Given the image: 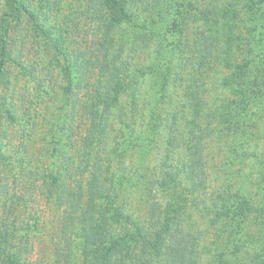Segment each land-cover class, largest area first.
Segmentation results:
<instances>
[{"label":"trees","instance_id":"1","mask_svg":"<svg viewBox=\"0 0 264 264\" xmlns=\"http://www.w3.org/2000/svg\"><path fill=\"white\" fill-rule=\"evenodd\" d=\"M234 5L231 0H91L92 25L87 33L92 38L88 47H83L69 41V26L50 21L51 14L43 4L0 0V113L7 107L1 90L12 77L9 65L31 77L47 63L56 65L59 72L56 78L50 73V84L54 89L65 79L64 85H59L65 103L74 94V86L86 90L79 96L80 106L82 115L91 121L83 139L73 142L78 154L71 157L72 170L57 165L56 160L45 179L49 197L71 214L60 228L69 239L66 250L56 242L58 264H226L223 258L227 256L235 257L236 264H264V243L247 239L250 228L264 229V151L239 152L238 144L232 148L223 141L224 127L220 128L224 110L228 116L235 111L239 122L235 126L245 133L248 120L263 112L264 83L258 66L264 63V51L255 54L246 47L242 52L245 57L232 68L240 87L232 90L234 98L224 109L218 105L220 94L201 83L199 69L205 63L221 64L220 57L227 66L233 62L229 38L223 44L213 40V44V35H202L193 51L205 58L198 68L194 56L173 61L172 55L173 43L181 40L191 18L203 20L206 26L229 24L254 9L262 10L264 0ZM23 22L29 33L20 34L21 49L12 56L10 31ZM28 52L38 60L29 61ZM162 56L168 61H161ZM44 59L48 60L45 64L41 63ZM142 70L152 76V88L138 87L144 76L137 79L133 74ZM83 75L86 84L80 81L75 85ZM213 76L222 80L218 74ZM114 106L119 111L111 123ZM129 119L141 124L140 128ZM109 124V137L105 138ZM103 137L115 141L119 157L115 167L102 157L101 149L95 150ZM61 141L62 137L52 139L55 145H62ZM159 142L165 146L162 151ZM213 144L225 151L224 156L226 147L237 157L251 156V165L259 168L247 186L241 180L244 163H237L232 156L224 158L239 166L221 179L216 176V164L208 156ZM25 146L23 143V149ZM4 154L0 145V160L9 158ZM153 156L156 158L150 164ZM224 160L221 165L226 164ZM1 173L0 169V197L6 185ZM136 192L147 202L146 214L138 215L128 205ZM190 195L204 197L192 199L191 205L210 216V227L219 221L228 225L225 232L214 234L216 240L209 245L206 231L185 225ZM10 211L11 206L4 204L0 212V264H31L24 257L33 247L31 239L22 233L21 241H15L17 231L8 223ZM34 223L37 225L38 219ZM218 241L230 243V249L218 250ZM203 255L206 261L201 262Z\"/></svg>","mask_w":264,"mask_h":264},{"label":"rangeland","instance_id":"2","mask_svg":"<svg viewBox=\"0 0 264 264\" xmlns=\"http://www.w3.org/2000/svg\"><path fill=\"white\" fill-rule=\"evenodd\" d=\"M90 1L30 0L32 6L40 5L41 3L44 8L48 9L51 14L50 21H58L61 27L69 26V41L75 42L74 45L81 44L83 47H88L92 38V34L87 33L92 25L91 14L88 11ZM231 1L236 6L240 3H247L249 0ZM194 19V17L191 18L186 31L181 32V40L173 43V47H175L172 52L173 61H179L186 55L189 57L194 56V60L192 61L195 67L198 68L199 62L203 61V59L205 60V58L198 53L195 54L193 51L197 49L198 45L196 43L202 41L200 38L202 35H213L211 39L213 44V40L216 44L219 42L223 44L227 40L226 38H229L227 42H232L229 59L233 62H230L227 66L226 61L220 57L222 60L221 64L210 62L208 65H205V63L199 69L202 73L200 74L202 78L201 83L204 81V87L208 91L220 94L222 99L218 100V105L222 109L224 107L227 108L229 107L230 100L234 98L232 90L240 87L236 83L237 79L235 78V72H232V68L241 61V58L245 57L242 55V52L246 51V47L255 50V54H257V51H264V7L262 10L254 9V11L238 18V21L236 20L229 24L215 22L206 26L203 24V20L199 19L196 21ZM133 31L135 32V29ZM23 33H29V31H26L24 22L10 31L9 48L12 50V56L21 49L19 38L20 34ZM157 33H161V31L157 30ZM29 39H32V37L30 36ZM182 49H184V54L180 55ZM137 55L140 56L141 54L138 53ZM163 56L161 57V61H168ZM27 58L31 62L38 60L37 55H34L32 52H28ZM47 62L48 60L44 59L41 63L45 64ZM261 64L258 66V69L261 72V78L264 83V63ZM7 69L12 71V77L3 84L1 90V98L7 107L4 108L6 112L3 110L0 113V145L3 147L4 156L8 155L9 158L0 160V169L3 177L2 183L6 184L0 197V212L3 213L4 204L11 206L8 223L11 225V228L17 231L15 241H21L22 233L31 239L30 244L33 247L31 251L28 250L24 254V257L31 264H58L56 260V245L59 243L60 249L65 251L68 246L67 241L69 240L62 231L60 232V228L64 219L68 218L71 214L69 210L66 211L60 208L55 200L49 197L47 192L49 187L45 179L52 167L53 161L57 160L56 163L59 166L65 164L69 172L72 170L71 157L75 158L78 154L75 151L73 142L78 144L83 139L91 121L88 120V116L82 115L83 110L80 106L81 99L79 96L83 95L86 90H83L82 87L74 86V94L65 103V94L59 89V85L62 86L66 82L64 81L65 79H61L56 83L54 89H52L53 84H50L53 81L50 73H54V78H56L59 72V69H56V65L47 63V66L37 70L36 77L25 75L22 70L13 65H9ZM145 69L149 70V67L146 65ZM214 74H218V77H222V80H214V77H216L213 76ZM133 75L137 79L144 76L141 78V82L138 83L139 88H152V82L149 79L152 76H149L147 72L145 73L143 70L140 73L135 71ZM154 75L157 76L158 73ZM83 80L84 75L81 78H77L74 83L77 85L81 81L84 85L86 84V80ZM147 108L149 110L148 106ZM118 111L117 107L114 106L110 118L111 123L113 122L112 118ZM234 112L231 111L229 116L225 110L224 113L222 112V120L224 122L220 124V128L224 127V130H222L225 135L223 141L228 143L232 148L238 144L237 150L239 152L247 149V153L256 152L259 154L261 151H264V110L263 112H257L248 120L245 127L247 133L237 130L235 123L239 122L236 120V113ZM239 116L242 117L241 120L244 122L243 113H240ZM145 117L148 118L149 114H146ZM129 121L135 125L134 120L129 119ZM115 124L117 126L120 122L116 121ZM135 126L139 129L141 124ZM216 126L218 127L217 124ZM110 128L111 125L109 124L105 138L109 137ZM27 132L30 135H27ZM60 137H62L64 142L62 143L61 141L62 145H55L52 139ZM246 137L247 139H245ZM107 140L103 137L98 143L96 142L97 146L95 150L101 149L102 157L115 167V164L119 160L115 149V141L108 142ZM23 143H26L25 149L22 147ZM159 143L158 146H161L159 151H162L165 149V146H163V142L162 144L161 142ZM214 145L216 144L211 145L208 149V156L210 157L209 161L216 164L214 168L217 172L216 176L221 179L224 174L227 176L232 169L239 166V164H234L233 160L224 158L226 155L232 156V158L238 160L237 163L240 160L244 163L241 180L247 186L251 179L256 176L255 172L259 168L258 165H254V167L251 165V156L247 158L237 157V154L229 147H226L227 153L224 156L225 151L220 146ZM54 147H56L55 151ZM132 157L135 158V155L132 154ZM141 157L137 156L136 158L141 159ZM155 158V156L150 158V164H152ZM223 159H225V165L220 164ZM217 182L215 180V183ZM196 191L198 192V190ZM186 199L188 204L191 205L192 199H199L200 201L204 197L190 195ZM127 201L128 205L138 215L146 214L148 205L145 202L146 200L141 197V194L136 192L135 198L133 199V196H131ZM186 211L185 225H191L197 232L201 231L200 229L204 232L206 231L205 241L208 243L207 245L213 239L216 240L214 234L217 231L218 233H223L228 228V225L220 221L215 227H210L209 222H207L210 216L208 218L205 217V213H201V210L200 212L192 205L186 207ZM36 219H38L37 225L34 223ZM248 234V240L255 243H264V229L263 231L260 230L259 226L258 229L250 228ZM261 237L263 238V242ZM56 242L58 243L56 244ZM230 245V243L218 241L215 248L218 250H228L230 249ZM223 259L227 261L226 264H236L235 257L227 256ZM200 261H206L204 255L200 258Z\"/></svg>","mask_w":264,"mask_h":264}]
</instances>
